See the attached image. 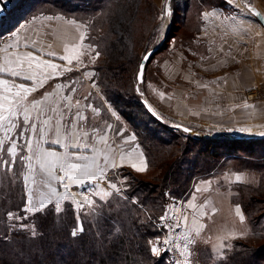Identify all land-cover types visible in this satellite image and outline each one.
I'll list each match as a JSON object with an SVG mask.
<instances>
[{
    "label": "trees",
    "instance_id": "1",
    "mask_svg": "<svg viewBox=\"0 0 264 264\" xmlns=\"http://www.w3.org/2000/svg\"><path fill=\"white\" fill-rule=\"evenodd\" d=\"M225 5L226 0H187L182 8L172 0L168 31L161 40L156 36L165 4L159 9L151 0L36 1L34 10L42 6L40 10L50 8L53 13L88 21L87 40L99 52L98 83L108 102L136 134L148 162L143 174L153 180L123 169L129 178L125 190L98 201L94 209L77 211L65 203L61 216H55L49 206L44 214L29 215L22 221L7 218L8 212L24 216L21 210L25 197L19 185L6 182L0 187V264H175L166 253L153 255L149 243L162 233L158 222L169 197H186L192 180L212 175L231 158L243 163H238L241 169L257 170L261 166L249 158L256 155L253 144L264 139L204 137L176 128L154 117L137 89V73L146 52L161 43L148 60L144 75L148 64L167 48L171 38L189 28L190 40L200 28L202 12ZM4 22L0 21V26H5ZM0 30L4 33L3 27ZM139 113L149 120L143 127ZM163 156L170 163L159 175ZM258 193L257 189L245 190L236 202L253 226H257L258 219L254 217L256 203L252 195ZM77 217L85 231L73 238ZM13 223L35 224L42 235L31 238L27 230H12ZM98 231L106 239L98 240ZM225 253L218 264H264V245L254 247L236 241Z\"/></svg>",
    "mask_w": 264,
    "mask_h": 264
},
{
    "label": "rangeland",
    "instance_id": "2",
    "mask_svg": "<svg viewBox=\"0 0 264 264\" xmlns=\"http://www.w3.org/2000/svg\"><path fill=\"white\" fill-rule=\"evenodd\" d=\"M36 1L37 0L11 1L14 3L15 8L14 10L10 11L9 15L6 17V19H4L5 26H0V28L3 27V30L5 27H7L4 30V33L0 34L1 52L5 47H7V45L11 44L10 42H12L13 40V33L22 23L27 25L25 27L26 30L32 28V26L35 25V27L40 26L39 28L48 26L49 28H47V31H49L51 28H54V26L56 25L55 23H57V25H60L63 22L65 24L66 20H74L77 22L76 26L67 23V25H69V27L71 28V36L74 35L76 41H74L71 46L77 45L79 43L80 33L82 31L86 32L88 36V21H79L72 17H66L63 14L53 13L50 11V8L46 10H40L41 8H43L42 6H38L37 9L34 10ZM151 1L159 9L162 8L165 2V0ZM176 2L180 7L183 8L186 5L187 0H176ZM48 16H52L54 17V19H46V17ZM55 17H61L62 19H55ZM45 22H48V24L41 25V23ZM81 23H87V27L81 28L78 31V26ZM169 23V17H166L163 20L161 19V22L157 29L156 37L162 40V38L168 31ZM13 24H15L14 27H12ZM11 27L12 29L8 30ZM189 30L190 29L188 28L187 31L184 30L181 34L178 33L177 35L179 36L176 35L171 38L167 48L159 54L155 55V57L151 60L146 68L145 75L143 76V82L138 86L143 99L149 103V105L154 109L158 116L161 115L164 119H166H163V121L168 122L170 125H172L171 122H173L174 118H176V114H174L176 113L174 106L175 99L179 96V98H181L183 101L189 102L194 98L195 91L191 84H185L181 82L178 83V80L175 81L173 78H169V76L173 75H170L169 73L173 71L175 65H178L182 62L183 68L187 69L189 67L188 59L191 43V39L189 40L188 38ZM89 44L92 45L91 49L87 47ZM80 50L83 51L84 54L79 57V60L73 59V62L70 64V70H67L66 73L61 74L60 78H58L54 82H58L57 85H64V87L58 88L59 96H70L72 98L73 105H70L72 111L70 110L69 114L71 115L76 113L77 111H80L87 118V120L85 121V128L89 129V131H92L93 128H96L102 130L103 132L109 124L115 125V132L120 133L122 131V134L120 136L122 138H127L128 142L125 143L126 149L135 148L142 153L144 161L146 163L145 170L137 171L136 169L129 166H119L115 169H111L109 172L107 171L108 179L111 182L116 183L117 187L121 189L120 192H122L125 190L127 182L129 181V178L124 175V172L122 170L125 169L128 171H132L137 175H140L141 177H146V175L144 174L146 173L148 168L147 158L145 156L144 149L139 144L136 134L130 128L129 124L125 122V120L108 102L101 85L98 83V73L96 71L98 56H96L95 54L97 52L96 46L86 40L84 42V47ZM69 53L70 55L74 54L71 51ZM164 65H168V67L164 68ZM51 84L53 85L54 83L51 82ZM93 85H95V87H93ZM178 88L180 89V91ZM249 94L250 97L259 101L258 103H264V89L250 91ZM164 99H167L168 101L165 102ZM76 100L80 101L78 107L74 106ZM89 104L98 110V115L87 107ZM62 105L63 106H60L61 109L58 108V110L63 109L64 113L66 114L67 107H65L64 102ZM73 108L76 109V111ZM251 110H253V108H247L246 115H249L247 118H251ZM113 113H115V115H113ZM139 116L143 119V123H141L142 126L140 127H143V125L149 120L146 116H143V114L139 113ZM221 123L222 121H220V124L217 125L221 127V129L217 128V130L220 129L218 131L213 128H197L193 125H190V127L188 126L185 129H188L187 132L191 131L194 134L197 132L201 134L203 133L204 135L202 136L204 137H208V135L212 134H214V137H216V133L223 134L224 132ZM249 123L250 122H247V124ZM262 123L263 124L261 126L264 127V120L262 121ZM172 126L179 128L176 125ZM115 132L113 131V133ZM117 133L115 135H117ZM89 134L90 138L93 137L92 132H90ZM133 136L135 137V139L131 140L130 138ZM218 136L229 135L224 134ZM119 140H121V138H119ZM253 147L255 148L256 155L254 159L252 158L253 156L249 159L257 162L258 164L262 163L261 166L259 165L257 170L251 167L241 169L238 163H241V165H243V163L231 158L227 160L225 164H220L212 175L206 178L199 177L192 180L189 194L186 197H169L164 213L166 210H170L169 216L172 218L168 220H161V217L164 215V213L163 215H161L158 226L161 228L162 233L160 236L154 239L160 241V244L157 245L161 248L159 255L166 253V258L174 263L179 258V253L175 248H172L170 245L163 244L164 239L168 238V232L172 233L173 243L179 244L180 246H183L185 241L182 239L177 240L175 239V237L180 236L184 232L191 233V238L195 241V243L190 246L196 253V256L193 257L194 264H218V262L221 261L222 258L224 259V256L226 254L225 252L229 250L232 247V244L236 241H241L254 247L264 245V141L255 142L253 144ZM241 157L245 156L242 155ZM169 163V158L163 156V160L159 163L157 174L163 175V173H165V168ZM16 171H20L19 165H17ZM238 175L242 177V182L236 181L235 177ZM146 178L153 180L151 176H148ZM8 181L13 185L20 186L26 202L27 196L22 177L18 176L15 180H11L5 178L3 174H0V187H4L5 183ZM207 182H210V184ZM90 184L91 183H86L83 186V188L85 187L86 190H89L88 194L91 193L94 186L93 185L92 188H89ZM197 187L202 188L203 191L196 192L195 189ZM61 189L63 188L58 187V191H60ZM255 189L259 191L257 195H252L253 198L255 197L254 200L256 203L254 217H257L258 219L257 226H253L248 222L242 206L236 203L237 197L239 196V194H242L243 191L252 190L255 192ZM108 192H111L112 194H120V192L117 193L116 191L112 190ZM92 193H96V195L89 194L87 196L93 199L95 205H97L98 201L105 200L112 195L111 194L110 196L101 199L102 193H98L97 191H93ZM189 202L196 203V205L199 206L200 211L201 209L204 210V216H200V211L198 209L185 207V204L188 205ZM71 205L75 210L81 211V209H79L75 205ZM237 206H239L242 214L245 217L243 223L235 214V208ZM84 210L87 211V208H85ZM183 215H187L188 221L182 220L180 227H177L174 230L169 228L170 224L176 223L177 217H182ZM24 216H29V214L24 213ZM194 216L199 219L200 223L205 225L204 230L200 232L199 235H196L193 231L195 225L190 228L187 226L188 224L185 223L192 221ZM254 228L256 230H254ZM233 233L237 238H233L232 235H230ZM220 244L226 246L223 250L222 257L221 255H218L216 253V248Z\"/></svg>",
    "mask_w": 264,
    "mask_h": 264
},
{
    "label": "crops",
    "instance_id": "3",
    "mask_svg": "<svg viewBox=\"0 0 264 264\" xmlns=\"http://www.w3.org/2000/svg\"><path fill=\"white\" fill-rule=\"evenodd\" d=\"M246 3L256 7L264 17V0H226L224 7H216L202 12L200 28L194 32L191 38L188 70L182 67L183 64L181 62L175 65L173 71L169 73L170 75L173 74L169 78H173L175 81L178 80V83H189L195 91L194 98L189 102L183 101L179 96L175 99L176 113L174 114H176V118L171 122L172 125H176L183 130L188 126L190 127V125L197 128L204 127L205 129L213 128L217 130V128L221 129L217 125L222 121L221 126L224 132L223 134L216 133V136L224 134L231 136L264 134V127L261 126L264 120V103H258L259 101L250 97L249 94L250 91L264 89V25L254 15L249 13L245 7ZM204 13H216L217 15L205 18L203 16ZM232 16L237 17L243 23L236 27L235 21L231 19L225 20L226 17ZM42 24H48V22ZM55 24L54 28L47 31L48 26L39 28L40 26L35 27L33 24L32 28L26 30L25 27L27 25L22 23L13 33V40L9 44L12 47L8 48L7 51H0V64L6 59H13L15 56H24L32 52L34 56L39 58L40 63L49 61L59 66L55 73L51 69H47L46 66L31 70L36 73L35 78L37 81L44 78L45 75L47 76L46 82L42 87L38 86V84L34 85L32 80H25L20 77H0L9 79L10 83L24 84L29 88L36 87L37 90L29 95V101L39 100L45 97L47 93H53L44 105L46 111L48 106L55 107L57 110L60 106H63L61 96L58 95V82L54 81L70 68V64L59 57L71 56L69 52H65V46H71L75 41V36H71V28L67 23ZM34 41L35 43H33ZM49 53H54V55H49ZM167 67L168 65H164V68ZM25 72L30 74L26 65ZM51 82L54 84L52 85ZM164 101L167 102L168 100L164 99ZM245 104L254 106L253 110H251V118H247L249 115H246L247 108ZM74 110L76 111V109ZM58 112L64 113L63 109L58 110ZM69 113L70 111L67 108L66 114L64 113V123H67L70 116L72 118L75 114L70 115ZM47 115L53 117V123H55L57 114L48 111ZM160 118L164 119L161 115ZM247 122L250 123L247 124ZM109 125H111L110 129L107 126V129L105 128L102 133L95 134V136L91 137L92 139L90 135L87 138L82 137L81 148H83V143L92 145L96 140H99L100 134H105L108 138V145L112 146L115 149V153L118 154L116 159L118 167H132L133 164L140 167L141 160L146 164L139 150L135 148L126 149L127 138L120 136L122 131L117 133L115 132V125ZM241 129H246V131H241ZM84 130L89 133L92 132L87 128L72 129L73 132L80 131L81 133ZM116 133L117 135H115ZM195 134L204 135L198 132ZM212 135L214 136V134ZM95 146L100 150L105 148L103 143H97ZM45 147L49 146L45 145ZM50 147L58 152H63L64 150L55 144ZM69 151L81 154V150L77 148H69ZM82 154L87 156L94 155L90 148L83 149ZM119 155L124 156L123 161L119 159ZM99 159L101 165H103V155H100ZM111 169L113 168L109 167L106 171L109 172ZM85 184L70 185L69 191L83 195L92 194L93 191L98 193L110 190L115 191L109 188L106 182L101 181L91 183L89 188L94 186L91 193L88 194L89 190H86L85 187L83 188ZM58 187L61 186L58 185ZM60 191H63V189ZM193 204L196 205V203ZM186 206L187 204H185ZM195 209L200 211L198 205ZM185 223L188 224V222Z\"/></svg>",
    "mask_w": 264,
    "mask_h": 264
},
{
    "label": "snow or ice",
    "instance_id": "4",
    "mask_svg": "<svg viewBox=\"0 0 264 264\" xmlns=\"http://www.w3.org/2000/svg\"><path fill=\"white\" fill-rule=\"evenodd\" d=\"M249 13L255 16H259L260 13L255 10L250 4H245ZM171 15L169 5L165 4V7L161 13V19ZM216 13H204L203 16L214 17ZM48 20L54 19L52 16L46 17ZM55 19H62L61 17H55ZM231 19L236 22V27H239L243 21L238 20L237 17H226L225 20ZM68 24L76 26V21L66 20ZM87 23H81L78 26V31L81 28H86ZM86 32L80 33L79 43L71 47L65 46V52H73L74 54L69 56L59 57L62 60H66L68 64L73 62V59L79 60V57L84 54L82 49L84 42L88 39ZM35 43V41L33 42ZM12 45H7L3 50L7 51ZM50 47V45H49ZM89 49L92 45L87 46ZM99 56V52L95 53ZM54 55V53H49ZM150 54L145 53L144 60L149 59ZM25 65L30 74H26ZM51 69L53 73L59 67L56 64L49 61L39 62V58L34 56L32 52L27 53L24 56H15L13 59H6L0 64V77H20L25 80H32L34 85L42 87L46 82L47 76L36 80V73L31 71L34 68ZM144 64H141L142 77ZM70 70V69H68ZM54 78V77H53ZM64 85H57V88H62ZM95 87V85H93ZM36 87H26L24 84L10 83L9 79L0 78V174H3L5 178L15 180L18 176L22 177L24 187L26 190V202L24 208L21 210L29 215H35L37 213L44 214L49 205H52L55 216H61L64 212V203L68 202L83 211L85 208L94 209L96 207L95 202L89 199V196L83 194H74L69 191L70 185H83L85 183L106 182L107 186L117 193L121 191L117 187V184L111 182L107 176V169L109 167H118L116 163L117 153L115 149L108 145V138L105 134H100L99 140L89 145L83 143L81 148L82 137H89V132L84 130L73 132L72 129H84L85 121L87 118L82 112L77 111L74 116L64 123V113L58 112L57 108L48 106L47 111L44 105L49 97L53 93H47L45 97L39 100L29 101V95L36 91ZM65 107L70 111L69 107L72 105V98L70 96L61 97ZM80 101L76 100L74 106H79ZM94 113L99 114L98 110L92 105H88ZM246 108H254L253 105L245 104ZM56 113L55 123H53V117L48 116L47 112ZM35 113V115H33ZM115 115V113H113ZM111 128V125H108ZM188 129H185L187 131ZM246 131V129H241ZM97 133H102V130L93 128L92 134L95 136ZM134 140L135 137H131ZM127 142V141H126ZM97 143H103L105 148L103 150L97 149L95 146ZM58 145L63 148V152L52 150L51 145ZM48 145L49 147H45ZM69 148H77L81 150V154H76L69 151ZM90 148L94 155H83V149ZM100 155H103V165L100 163ZM121 161L124 160L123 155H119ZM17 165L20 166V171L17 172ZM137 171L146 169V164L141 160V166L137 167L136 164L132 165ZM237 182H242L241 176L235 177ZM210 184V182H207ZM61 186L63 191H58L57 186ZM46 190V191H44ZM196 192H202L203 189L197 187ZM111 192H103L101 199L110 196ZM96 195V193H92ZM79 196V198H78ZM210 203V202H209ZM186 207L196 208L197 205L189 203ZM169 211L166 210L161 220H168L172 217L169 216ZM235 214L239 217L240 221L244 222V215L241 212L239 206L235 208ZM200 216H204V211H200ZM9 221H22L27 219V216H21L13 212L7 213ZM188 221L187 215L176 218L175 224H170L169 228L175 229L180 227L181 221ZM195 225L193 231L196 235H199L205 228V225L199 222L197 217H193V220L188 222V227L192 228ZM12 230L22 229L27 230L30 233L31 238H36L42 233L38 230L35 224H17L11 225ZM85 231L84 227L79 223V217H77V225L72 229L71 235L73 238L78 237ZM233 238H237L235 234H230ZM97 239L103 241L106 239L103 232H97ZM177 240H184L183 246L173 243L172 233L168 234V238L164 239V245H170L175 248L179 253V258L175 261V264H194L193 257L196 253L193 251L191 245L195 243L191 238V233L184 232L180 236L175 237ZM152 245L151 252L153 255H159L161 248L157 245L160 244L159 240L149 241ZM226 246L220 244L216 248L218 255L223 254V250ZM230 247V246H227ZM171 250V249H168Z\"/></svg>",
    "mask_w": 264,
    "mask_h": 264
},
{
    "label": "water",
    "instance_id": "5",
    "mask_svg": "<svg viewBox=\"0 0 264 264\" xmlns=\"http://www.w3.org/2000/svg\"><path fill=\"white\" fill-rule=\"evenodd\" d=\"M171 1L172 0H166V2H167V4L169 5V7H170V12H171ZM166 4V3H165ZM252 6V5H251ZM252 7H254V6H252ZM14 8V3L13 2H11L10 0H0V21H2V20H4V19H6V17L9 15V12H10V10H12ZM255 8V10L257 11V12H259L260 13V15L257 17V16H255L254 15V17L262 24V25H264V17H263V15L261 14V12L256 8V7H254ZM248 10V9H247ZM168 17H170V16H168ZM160 45H161V43L159 44V45H157L156 47H154L153 49H150L148 52H146V53H149L150 54V56H149V59H150V57L154 54V53H156L157 51H158V49L160 48ZM145 56V55H144ZM144 56H143V58H142V60H141V62H140V65H139V69H138V73H137V82H138V85L139 84H141L142 82H143V76H144V71H145V67H146V64H147V62H148V60L147 61H145L144 60ZM144 64V68H143V73H142V77L140 76V73H141V64ZM137 89H139V87L137 86ZM143 104H144V106L146 107V109L154 116V117H156V118H159V119H161L160 118V116H158L157 115V113L154 111V109L149 105V103L146 101V100H144L143 99ZM208 137H214V136H212V135H210V136H208ZM216 137H220V136H216ZM233 137H235V138H239V139H246V140H253V139H257V138H262V139H264V134L263 135H239V136H233Z\"/></svg>",
    "mask_w": 264,
    "mask_h": 264
},
{
    "label": "bare ground",
    "instance_id": "6",
    "mask_svg": "<svg viewBox=\"0 0 264 264\" xmlns=\"http://www.w3.org/2000/svg\"><path fill=\"white\" fill-rule=\"evenodd\" d=\"M11 1H13V0H11ZM253 133V132H252Z\"/></svg>",
    "mask_w": 264,
    "mask_h": 264
}]
</instances>
